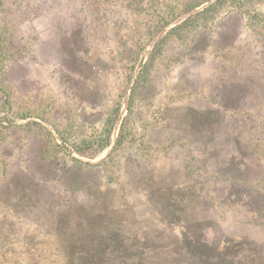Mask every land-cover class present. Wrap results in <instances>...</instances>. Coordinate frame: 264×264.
I'll list each match as a JSON object with an SVG mask.
<instances>
[{"label":"rangeland","instance_id":"rangeland-1","mask_svg":"<svg viewBox=\"0 0 264 264\" xmlns=\"http://www.w3.org/2000/svg\"><path fill=\"white\" fill-rule=\"evenodd\" d=\"M249 1L245 7L261 16L234 18L242 35L230 55L233 74H213L207 66L194 69V84L205 90L180 99V109L172 113L174 125L162 133L167 139L165 155L154 153L145 165L154 172L152 192L128 186V175L136 176V181L142 173L138 169L124 174V155L118 168L101 172L100 187L94 175L86 173L81 189L55 190L53 212L83 202L86 209L81 213L90 221L99 213L91 223L98 229L103 226L105 234L96 229L88 234L84 224L82 238L75 233L59 238L51 232L54 221H48L45 229L23 222L18 239L12 235L3 248L0 243V264H78L79 258L90 264L102 258L104 264H132L140 257L150 264H255L258 258L264 262V0ZM192 2L0 0V112L22 124L25 121L19 118L26 114L39 121L43 110H74L81 103L74 100L72 89L84 92L86 60L98 57L114 66L115 34L145 39L156 24L180 16L146 46L149 51L157 39L208 5L181 15ZM225 22L224 16L209 22L214 38ZM114 74H108L106 82L115 100L120 80L115 81ZM129 88L120 104L111 147L90 164L102 162L111 152L127 113ZM165 88L160 80L150 95L135 98L127 126L135 150L145 144L146 130L154 134L160 128L156 112L171 97ZM175 130L182 133L179 144L171 142ZM158 136L151 135L154 148ZM142 161V155L137 157L140 167ZM231 174L246 178L249 187L240 183L236 188L242 191L232 188L225 178ZM241 192L246 195L239 197ZM163 202L168 205L160 207ZM6 215L1 206L0 222L8 226ZM61 252H68L70 259ZM212 257L222 260L217 263Z\"/></svg>","mask_w":264,"mask_h":264},{"label":"trees","instance_id":"trees-1","mask_svg":"<svg viewBox=\"0 0 264 264\" xmlns=\"http://www.w3.org/2000/svg\"><path fill=\"white\" fill-rule=\"evenodd\" d=\"M249 3V0H193L181 15L208 5L157 39L149 51L145 50L146 46L180 16L161 25L156 24L154 31L145 34V39L141 35L134 36L132 33L115 34V65L104 62L98 57L94 60H86L84 92L79 94L77 88L72 89L74 100L81 103L74 110L60 108L43 110L37 116L39 121L31 120L32 116L26 114L19 118L25 121L22 124L12 120L7 112L5 114L0 112V207L2 206L7 212L6 218L10 220L8 226L0 222L1 247L10 244L12 235L14 239L20 237L24 231L21 228L23 222L31 223L36 229H45L48 221H54L56 227L51 232L59 238L70 237L74 233L81 235L82 238L84 224H88V234L96 232L94 229L105 234L103 226L98 229L91 223L98 218L99 213L95 216L92 214L95 219L91 221L86 218V214L81 213V210L86 209V204L83 202L70 203L65 206V210L53 212V204L56 201L55 190L59 187L62 191L81 189L83 186L81 178L86 173L93 174L96 178L95 185L100 187L101 172L106 173L118 168L119 159L124 155L127 160L124 174L138 169L142 173L136 181V176L127 174L128 186L135 189L140 185L148 189L147 192H152L150 185L153 183L154 172L146 169L145 165L149 164L154 153L165 155L163 144L167 139L162 133L174 125L172 113L180 109V99L190 95L199 96L205 90L204 87L194 84V69L207 66L213 74L226 76L233 74L231 70L235 67L230 55L237 39L242 35V30L234 18L237 14L244 16L250 13L256 18L261 16L245 7ZM218 16H224L226 22L215 33L214 38L208 25ZM112 72H115V81L120 80L115 100L110 95L111 90L106 82ZM160 80L162 86L166 83L164 91L171 96L160 108V112H156L159 115L156 119L160 123V128L154 134L151 130H146L143 136L145 144L140 150H135L131 146L132 140L128 138L130 134L127 132L135 98L140 94L150 95L154 87H159ZM130 84L127 113L121 119L111 152L102 162L90 164L89 161L95 160L103 151L111 147V136L114 125L119 119L120 104ZM228 88L232 87L228 86ZM174 132L175 136L171 138V142L179 144L182 133L179 130ZM151 135H159L158 146L155 148L149 143ZM237 146L236 152L243 158L244 154ZM141 155L144 166L140 167L136 160ZM79 158L86 159L87 162ZM93 170L98 171L94 173ZM225 178L229 179L232 188L238 191H242L241 188H236L240 183L249 187L247 179L241 176L231 174ZM99 187L95 188L98 193H100ZM245 195V192H241L239 197ZM146 199V203H149V199ZM167 205V202H163L159 206ZM102 216L103 214H100V217ZM120 223L117 222L115 225L119 226ZM194 240L197 241L195 238ZM103 252H107V247ZM61 253L70 259L68 252ZM192 256L201 258L197 253ZM211 260L218 263L222 259L212 257ZM77 263L90 264L87 259L85 263L81 258ZM104 263L105 258H102L98 264ZM132 264L150 263H147V258L143 261L140 257ZM255 264H264V262L258 258Z\"/></svg>","mask_w":264,"mask_h":264},{"label":"water","instance_id":"water-1","mask_svg":"<svg viewBox=\"0 0 264 264\" xmlns=\"http://www.w3.org/2000/svg\"><path fill=\"white\" fill-rule=\"evenodd\" d=\"M130 86H131V84H130Z\"/></svg>","mask_w":264,"mask_h":264}]
</instances>
